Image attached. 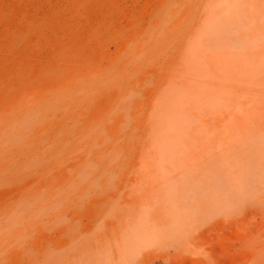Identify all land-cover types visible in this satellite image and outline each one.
<instances>
[{
	"label": "rangeland",
	"instance_id": "obj_1",
	"mask_svg": "<svg viewBox=\"0 0 264 264\" xmlns=\"http://www.w3.org/2000/svg\"><path fill=\"white\" fill-rule=\"evenodd\" d=\"M0 264H264V0H0Z\"/></svg>",
	"mask_w": 264,
	"mask_h": 264
}]
</instances>
